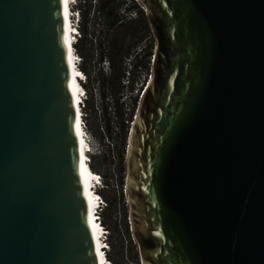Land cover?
<instances>
[{
  "label": "water",
  "instance_id": "obj_1",
  "mask_svg": "<svg viewBox=\"0 0 264 264\" xmlns=\"http://www.w3.org/2000/svg\"><path fill=\"white\" fill-rule=\"evenodd\" d=\"M152 80L126 152L141 264H264V0H140ZM0 264H98L61 0H0Z\"/></svg>",
  "mask_w": 264,
  "mask_h": 264
},
{
  "label": "built area",
  "instance_id": "obj_2",
  "mask_svg": "<svg viewBox=\"0 0 264 264\" xmlns=\"http://www.w3.org/2000/svg\"><path fill=\"white\" fill-rule=\"evenodd\" d=\"M113 1V14L110 20L104 18L103 28L104 35L99 42L100 52L97 57L98 66L95 68V74L92 77L90 66L86 64L85 57L81 55L77 46L87 36L90 41L96 42L99 35L93 34L95 24H97L96 18L99 14L103 13L100 8L101 0H69L68 19L69 25L72 30V50L74 65L78 70V82L80 85L79 104L81 110L80 123L83 127V136L87 141L85 148V161L90 166L92 164L90 155L94 154L95 145L92 140V136L87 131V112L86 103L89 101H95L97 96L99 97L102 106L100 111L104 108L105 113L109 115L107 123L116 119L114 125L120 121L119 126L126 132L125 144L123 147V160L126 166V152L128 146L129 136L140 108L145 91L152 80L153 61L155 57L156 42L149 29V31H140L139 33H130L126 37L127 50L123 54L121 59V73L119 78V89L116 94H113L108 86V79L112 74V65L108 57V53L111 49L110 39L113 36L115 29L120 28L126 24L137 22L142 16H145V6L140 0H112ZM88 6L87 16L85 21L82 20L81 11L84 10V6ZM90 18V21H89ZM89 21V22H88ZM81 27L84 29V33L81 32ZM107 92V93H106ZM89 109V108H88ZM126 115L129 118L126 119ZM125 117V118H124ZM126 122V125L124 124ZM122 124V125H121ZM106 127V126H105ZM126 127V131H125ZM111 138V139H110ZM107 140V144L103 143ZM113 138L109 125H107L104 135H102L99 141V146H106L100 153L103 156L110 154L113 146ZM95 175L94 183L100 184L103 188V181L100 173H97L92 169ZM126 175V170H125ZM125 181V178H124ZM124 195L127 197L126 186L124 183ZM98 203L99 212L106 207V202L99 194L95 195ZM128 204V202H127ZM98 212V215H99ZM127 225L130 228V219L128 215ZM101 219L99 217V223ZM103 241L106 242L107 228L102 224ZM131 232V230H130ZM132 234V233H131ZM133 236V234H132ZM134 237V236H133ZM135 239V238H134ZM136 241V240H135ZM136 243V242H135ZM137 245V243H136ZM138 249V246H137ZM139 264L140 259H139Z\"/></svg>",
  "mask_w": 264,
  "mask_h": 264
},
{
  "label": "rangeland",
  "instance_id": "obj_3",
  "mask_svg": "<svg viewBox=\"0 0 264 264\" xmlns=\"http://www.w3.org/2000/svg\"><path fill=\"white\" fill-rule=\"evenodd\" d=\"M84 8H86V11L89 9L87 4ZM104 18L107 23L108 19L105 17L104 12L99 14L96 18V30L93 31V34L99 35L97 41H90L87 36L80 44V49L84 54L86 64L90 66L89 69L91 70L92 77L95 74L94 71L96 66H98L96 55L100 52L99 42L104 35V31L100 30L103 28ZM101 106L102 103L97 96L95 101H89L86 103L85 111L87 112V131L92 136L95 145L94 154H91L90 158L94 165V170L97 173H100L103 181V188L99 190V194L105 202L112 200L111 207L107 208L106 206L100 210L104 215V219L100 217V219H102L101 222L107 228L108 232L106 237V245L108 249H106L105 253L112 258L110 261L107 257L111 264H139V253L135 243L136 241L127 225L128 204L127 197L124 195L126 166L122 153L126 139V132L124 133L119 126V119L116 125H114L116 119L107 123V117H109V115L105 113L104 108L100 111ZM128 118L129 115H126V119ZM124 124L126 125V122H124ZM107 125H109L111 130L113 146L110 147L112 149L110 154L103 156V154L100 153V149L102 150L103 145L100 148L99 141L101 140L102 135H104ZM103 143L107 144L108 142L105 140ZM103 148L105 149L106 146H103Z\"/></svg>",
  "mask_w": 264,
  "mask_h": 264
},
{
  "label": "bare ground",
  "instance_id": "obj_4",
  "mask_svg": "<svg viewBox=\"0 0 264 264\" xmlns=\"http://www.w3.org/2000/svg\"><path fill=\"white\" fill-rule=\"evenodd\" d=\"M62 10H63V18H64V35L66 41V52H67V61L69 67V75H70V92H71V100L72 106L74 110V128H75V137L76 143L79 153L81 172H82V181L84 187L85 201L87 214L90 221L91 234L94 241L95 251L97 255L98 264H107L104 250V241L102 240V227L101 222H98L97 216V199L95 196V192L93 191V183L95 179L94 172L90 169L89 165L85 161V148L87 141L83 136V127L80 123V104H79V93H80V85L78 82V70L74 65L73 58V50H72V30L69 25L68 19V9H69V0H61ZM110 262V261H109Z\"/></svg>",
  "mask_w": 264,
  "mask_h": 264
},
{
  "label": "trees",
  "instance_id": "obj_5",
  "mask_svg": "<svg viewBox=\"0 0 264 264\" xmlns=\"http://www.w3.org/2000/svg\"><path fill=\"white\" fill-rule=\"evenodd\" d=\"M113 6L114 5H113L112 0H101L100 2V8L103 10V12L105 13V17L108 20L112 18ZM86 16H87V11L82 10L81 17L83 21H85ZM140 31H149V27H148L145 16H142L135 23L126 24L120 28L115 29L113 36L110 39L111 49L108 53V57L112 65V74L108 79V86L110 87V90L112 91L113 94H116L119 89V78H120V73H121V59H122L123 54L127 50L126 37L130 33L136 34V33H139ZM81 32L84 33L83 27H81ZM77 49L84 56V54L81 52V49H80V43L77 46ZM89 167L91 170L94 169L93 164H91ZM106 206L107 208L111 207L112 200H108V202H106ZM99 217H102V219H104L103 213L99 212ZM105 255H106V258L108 257L110 261L112 260V258L108 254L105 253Z\"/></svg>",
  "mask_w": 264,
  "mask_h": 264
},
{
  "label": "clouds",
  "instance_id": "obj_6",
  "mask_svg": "<svg viewBox=\"0 0 264 264\" xmlns=\"http://www.w3.org/2000/svg\"><path fill=\"white\" fill-rule=\"evenodd\" d=\"M100 189H102V187H101ZM100 189H99V190H100Z\"/></svg>",
  "mask_w": 264,
  "mask_h": 264
}]
</instances>
